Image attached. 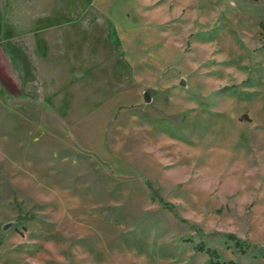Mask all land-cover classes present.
Here are the masks:
<instances>
[{"label": "rangeland", "instance_id": "374dc122", "mask_svg": "<svg viewBox=\"0 0 264 264\" xmlns=\"http://www.w3.org/2000/svg\"><path fill=\"white\" fill-rule=\"evenodd\" d=\"M20 1L0 264H264V0Z\"/></svg>", "mask_w": 264, "mask_h": 264}, {"label": "trees", "instance_id": "16d2710c", "mask_svg": "<svg viewBox=\"0 0 264 264\" xmlns=\"http://www.w3.org/2000/svg\"><path fill=\"white\" fill-rule=\"evenodd\" d=\"M261 26H262V29H263V40H264V23H262ZM146 92L148 94H151L150 90H148ZM149 185H150V183H149ZM159 198L162 201V198L161 197H159ZM232 238L235 239L237 244H239V246H240L239 239L236 236H234V235H232ZM196 248L199 251H205L206 253L209 254V256L211 258L218 257V254H217L216 250H213V249H210V248H205L204 245H202V244L197 245ZM213 264H235V263L233 261H230L228 263H220V261H216V262H213Z\"/></svg>", "mask_w": 264, "mask_h": 264}, {"label": "crops", "instance_id": "0c3cea01", "mask_svg": "<svg viewBox=\"0 0 264 264\" xmlns=\"http://www.w3.org/2000/svg\"><path fill=\"white\" fill-rule=\"evenodd\" d=\"M20 2H21V3H20L19 6H20L21 13H22V11H24V12H25V15H27V12H26L27 10H31V9L33 10L34 7H37L38 5H39V7H40L41 9H44V7H45L44 4H43L42 2H40V3L38 2V5L35 4L34 7L31 6V5H28V3H26L25 0H21ZM37 8H38V7H37ZM30 15H31V14H30ZM47 16H49V15H47ZM60 16H61V15H60ZM61 18H64V17L61 16ZM52 19H53V18H52ZM52 19H51V20H52ZM31 20H32V18H31V19L29 18V23L21 24L20 26H23V25L26 26L27 24H28V25H31V24H32V21H31ZM21 28L23 29V27H21ZM23 31H25V29H24ZM23 31H21V32H23Z\"/></svg>", "mask_w": 264, "mask_h": 264}, {"label": "water", "instance_id": "95a60500", "mask_svg": "<svg viewBox=\"0 0 264 264\" xmlns=\"http://www.w3.org/2000/svg\"><path fill=\"white\" fill-rule=\"evenodd\" d=\"M145 97H146L147 100L150 99V96H149V94L147 92L145 93Z\"/></svg>", "mask_w": 264, "mask_h": 264}]
</instances>
